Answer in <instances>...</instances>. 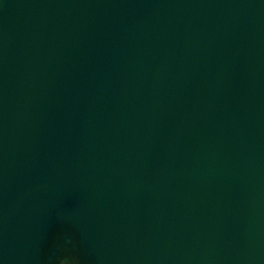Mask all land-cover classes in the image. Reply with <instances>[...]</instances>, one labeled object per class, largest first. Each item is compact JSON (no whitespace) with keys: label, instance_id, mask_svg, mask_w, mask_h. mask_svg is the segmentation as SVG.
I'll list each match as a JSON object with an SVG mask.
<instances>
[{"label":"water","instance_id":"1","mask_svg":"<svg viewBox=\"0 0 264 264\" xmlns=\"http://www.w3.org/2000/svg\"><path fill=\"white\" fill-rule=\"evenodd\" d=\"M264 264V0H0V264Z\"/></svg>","mask_w":264,"mask_h":264},{"label":"clouds","instance_id":"2","mask_svg":"<svg viewBox=\"0 0 264 264\" xmlns=\"http://www.w3.org/2000/svg\"><path fill=\"white\" fill-rule=\"evenodd\" d=\"M60 264H71V262L67 258H65L60 261Z\"/></svg>","mask_w":264,"mask_h":264}]
</instances>
